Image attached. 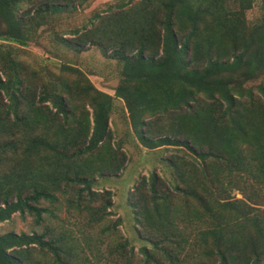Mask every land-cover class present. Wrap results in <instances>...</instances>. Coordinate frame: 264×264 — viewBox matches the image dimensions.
<instances>
[{"label": "trees", "instance_id": "obj_1", "mask_svg": "<svg viewBox=\"0 0 264 264\" xmlns=\"http://www.w3.org/2000/svg\"><path fill=\"white\" fill-rule=\"evenodd\" d=\"M27 1L0 0L1 41L28 44L16 14ZM73 1L45 0L36 18ZM255 1L260 17L249 23ZM96 18L73 47L98 46L122 64L115 97L139 143L175 152L162 159L173 183L152 171L129 195L150 244L140 263L264 264V85L257 94L246 86L264 75V0H127ZM23 70L0 58V223L27 213L40 224L51 214L41 201L53 206L70 188L76 210L83 195L106 199L85 206L101 220L110 192L92 191L95 177L119 174L127 161L109 128L113 98L88 81L77 102L73 83L41 90ZM50 230L0 233V264H83L78 250L90 253L84 263L131 255L126 241L101 252Z\"/></svg>", "mask_w": 264, "mask_h": 264}, {"label": "rangeland", "instance_id": "obj_2", "mask_svg": "<svg viewBox=\"0 0 264 264\" xmlns=\"http://www.w3.org/2000/svg\"><path fill=\"white\" fill-rule=\"evenodd\" d=\"M44 1L28 0L17 7L16 14L20 17L23 28L30 30L32 35L26 46L0 40V58L18 62L24 69L22 77L30 85L41 87V90L44 85L60 89L63 83H73V94L78 102V99H84L82 91L90 82L95 89L111 96L113 101L109 128L113 132V142L121 145L127 161L119 174L95 177L92 191L100 195L110 192V196L106 195L105 198L110 199L111 206L106 212H99L101 220L90 216L85 206H92L91 209L95 210L103 205L106 199L100 196L90 202L88 197L83 195L80 209L76 210L71 204L74 198L73 188H70L68 194L60 196L59 202L53 206L41 201L39 207L49 208L51 214H42L43 221L40 224L35 222L32 215L16 213L9 220L0 223V233L29 234L36 231L42 234L48 226L51 234L62 231L68 239H88L86 242H91L90 246L100 249L101 252L109 247L114 249L115 245L126 241L127 250L131 253L129 259L122 260L113 252V261L118 264H141L139 249L144 246L150 248V244L145 240L148 239L147 236L140 232L135 223L129 195L140 177L148 176L152 171H157L161 177L173 183V173L162 159H167L175 152L172 148L148 150L139 143L129 124L124 102L115 97V90L122 78V64L111 58L109 51H103L98 46L86 43L73 47L76 39H83L86 31L93 30L97 15L102 17L108 8L113 9L115 5L127 0H74L58 12L41 13L43 19L39 15V20L36 18L37 10ZM67 1L69 3L70 0ZM259 5V1H255L252 8L245 12L249 23L260 17ZM75 32L77 33L74 34ZM60 37L69 41L70 46L62 43ZM8 53L10 54L6 56ZM63 65L77 69L81 75L63 71ZM259 84L264 85V75L248 82L246 86L252 87L253 92L257 94L256 87ZM85 109L90 113L89 106L86 105ZM102 192L104 193L101 194ZM232 197L239 199L241 195L233 193ZM78 252L83 264H109L96 258H91L90 263H84L83 258L89 259L90 253L87 250ZM78 260L74 264H79Z\"/></svg>", "mask_w": 264, "mask_h": 264}]
</instances>
